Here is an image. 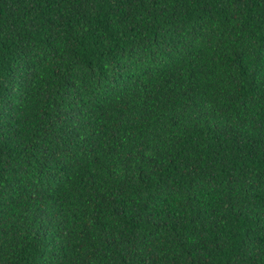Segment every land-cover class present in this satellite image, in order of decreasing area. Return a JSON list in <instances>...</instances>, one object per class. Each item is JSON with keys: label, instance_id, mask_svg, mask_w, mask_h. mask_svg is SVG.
<instances>
[{"label": "trees", "instance_id": "16d2710c", "mask_svg": "<svg viewBox=\"0 0 264 264\" xmlns=\"http://www.w3.org/2000/svg\"><path fill=\"white\" fill-rule=\"evenodd\" d=\"M0 264H264V0H0Z\"/></svg>", "mask_w": 264, "mask_h": 264}]
</instances>
